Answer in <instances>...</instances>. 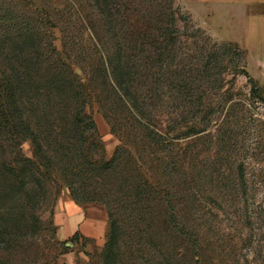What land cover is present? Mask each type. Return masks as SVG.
Masks as SVG:
<instances>
[{
	"label": "rangeland",
	"instance_id": "obj_1",
	"mask_svg": "<svg viewBox=\"0 0 264 264\" xmlns=\"http://www.w3.org/2000/svg\"><path fill=\"white\" fill-rule=\"evenodd\" d=\"M27 62L59 63L90 83L96 129L75 146L98 162L118 152L116 176L140 172L156 192L139 226L121 228L123 264H264V88L245 74L237 44L181 0H0V66ZM25 101L23 119L36 122L59 100ZM56 136L42 135L45 154H55ZM35 149L26 140L16 151L33 158ZM11 152L0 127V162ZM90 176L79 179L88 192L107 186ZM51 180L39 204L1 209L0 264H103L106 205L76 202L60 174ZM72 209L100 222L102 235L78 229L60 240L58 218Z\"/></svg>",
	"mask_w": 264,
	"mask_h": 264
},
{
	"label": "trees",
	"instance_id": "obj_2",
	"mask_svg": "<svg viewBox=\"0 0 264 264\" xmlns=\"http://www.w3.org/2000/svg\"><path fill=\"white\" fill-rule=\"evenodd\" d=\"M16 25L24 31L25 36H31L32 28L28 22L21 20ZM41 72L45 74V79L36 82L35 74ZM245 74L250 82H255L247 70ZM89 85V82L78 78L72 69L59 63L34 67L27 62L22 67L12 65L10 69L0 66V127L13 147L10 159L0 162V236L4 220L1 209L5 208L7 213L13 210L17 214L16 212L23 211L30 204H39L45 197L46 183L52 181L54 173H57L69 186L76 202L101 201L106 205L110 225L103 264H123L126 256L121 252V228L125 225L135 228L139 226L140 219L151 209L152 203L156 202V192L149 179L140 172L116 176L119 167L118 152L111 160L98 162L85 153L80 145L79 148L75 146L73 140L86 141V133L96 129L93 118L86 110L91 101ZM39 96L59 101L54 105L55 109L49 107L50 112L36 118V122L32 117L23 119L20 108L25 100ZM13 116L18 117L20 122L12 120ZM41 120L47 129L38 126L40 123L37 122ZM52 132L57 135L55 154L48 155L43 151L40 140L44 139V133ZM67 132L70 136H67ZM67 139L70 140L71 150L65 147L64 140ZM26 140H30L36 148L33 158H22L20 150L16 151L21 142ZM84 174L103 176L107 179V186L103 185L98 194L88 192L79 180ZM32 182L37 183V188L33 186V190L29 185ZM147 219L148 217L144 220ZM77 235L76 232L74 238Z\"/></svg>",
	"mask_w": 264,
	"mask_h": 264
},
{
	"label": "crops",
	"instance_id": "obj_3",
	"mask_svg": "<svg viewBox=\"0 0 264 264\" xmlns=\"http://www.w3.org/2000/svg\"><path fill=\"white\" fill-rule=\"evenodd\" d=\"M181 2L222 38L237 44L244 51L246 70L254 81L264 88V0H181ZM72 210L68 211L65 222H60L58 218L57 235L60 240L74 235L78 229L92 237L102 235L103 225L100 222L81 221L83 213Z\"/></svg>",
	"mask_w": 264,
	"mask_h": 264
}]
</instances>
